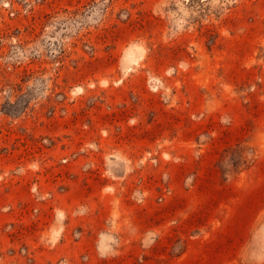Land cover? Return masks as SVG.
I'll return each mask as SVG.
<instances>
[{"label": "rangeland", "instance_id": "obj_1", "mask_svg": "<svg viewBox=\"0 0 264 264\" xmlns=\"http://www.w3.org/2000/svg\"><path fill=\"white\" fill-rule=\"evenodd\" d=\"M0 264H264V0H0Z\"/></svg>", "mask_w": 264, "mask_h": 264}]
</instances>
